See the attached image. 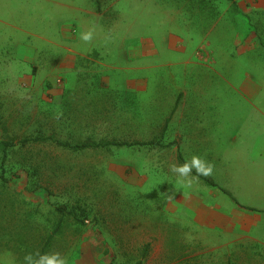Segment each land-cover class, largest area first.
Wrapping results in <instances>:
<instances>
[{
    "label": "rangeland",
    "instance_id": "obj_1",
    "mask_svg": "<svg viewBox=\"0 0 264 264\" xmlns=\"http://www.w3.org/2000/svg\"><path fill=\"white\" fill-rule=\"evenodd\" d=\"M169 117L158 146L0 147V264L59 205L88 216L51 246L68 264H264V0H0V142H149Z\"/></svg>",
    "mask_w": 264,
    "mask_h": 264
},
{
    "label": "trees",
    "instance_id": "obj_2",
    "mask_svg": "<svg viewBox=\"0 0 264 264\" xmlns=\"http://www.w3.org/2000/svg\"><path fill=\"white\" fill-rule=\"evenodd\" d=\"M171 117H169L161 129V135L159 140H151L149 142H128V141H121L115 138L113 139H101L96 140L94 138L88 137L83 140H78L76 142L70 140H64L58 136L56 132L46 134L44 132H38L35 135L25 136L22 137L23 139L21 142H15L14 140H19V138H15L14 140H6L0 142V147L2 148L3 153V163L7 159V153L13 149L18 147L21 144H46L50 143L55 145L56 147H61L63 149L72 151V152H82L85 150H99L101 148H108V147H128L133 145L139 146H158L163 140L165 133L168 128V124L170 122ZM21 139V138H20ZM172 144H164V148L170 147ZM180 162L185 164L182 156H180ZM194 175L198 176L201 180L205 181L210 186H216L214 180L208 176H204L196 171H193ZM0 180H5L4 175L0 176ZM227 193V192H226ZM230 196V195H229ZM231 197V196H230ZM55 215L57 217V223L55 225V229L53 233L41 240V248L39 254H49L51 250V246L53 245L56 237H63L66 236L67 232H64V227L69 224H74L79 227H86L88 224V216L86 208L79 206V205H59L54 207ZM149 254V246L145 248V258L148 257ZM142 264V263H138Z\"/></svg>",
    "mask_w": 264,
    "mask_h": 264
},
{
    "label": "clouds",
    "instance_id": "obj_3",
    "mask_svg": "<svg viewBox=\"0 0 264 264\" xmlns=\"http://www.w3.org/2000/svg\"><path fill=\"white\" fill-rule=\"evenodd\" d=\"M93 37V32L88 31L82 33L81 38L84 41H90ZM195 167L196 171L204 176L211 175L213 171V165L210 162H206L201 160L199 157H193L191 164L185 163L179 166H173L172 170L180 174V176L187 177L191 172V169ZM190 183V181H189ZM38 256V258H36ZM26 264H68L67 259L65 257L60 256L58 253L56 254H39L37 253L35 256L32 253L27 254L24 257Z\"/></svg>",
    "mask_w": 264,
    "mask_h": 264
},
{
    "label": "crops",
    "instance_id": "obj_4",
    "mask_svg": "<svg viewBox=\"0 0 264 264\" xmlns=\"http://www.w3.org/2000/svg\"><path fill=\"white\" fill-rule=\"evenodd\" d=\"M260 232H264V217L261 216H260Z\"/></svg>",
    "mask_w": 264,
    "mask_h": 264
}]
</instances>
